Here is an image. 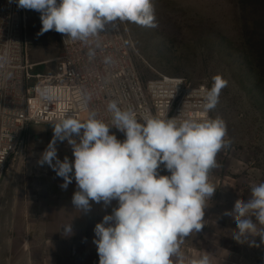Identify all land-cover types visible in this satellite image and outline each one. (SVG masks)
<instances>
[{"label":"clouds","instance_id":"clouds-1","mask_svg":"<svg viewBox=\"0 0 264 264\" xmlns=\"http://www.w3.org/2000/svg\"><path fill=\"white\" fill-rule=\"evenodd\" d=\"M18 8L40 13L38 35L55 30L64 43H88L110 22H131L156 27L152 0H15ZM89 56H95L89 49ZM105 62H111L106 57ZM204 94V110L219 103L227 81L212 78ZM52 99L49 90H41ZM91 99L86 95L82 107ZM111 124L89 111L86 119L65 114L52 124L53 137L38 164H47L67 189L73 180L77 190L74 209L91 210L92 203L117 206L94 227L99 264H212L205 252L187 259L181 251L184 239L202 230L208 202L216 191L209 173L219 167L218 153L230 146L223 118H161L147 113L139 119L132 109H122L117 100L107 104ZM111 128L124 134L119 140ZM78 138V139H77ZM72 148L74 159H59L57 143ZM169 174L162 175L161 167ZM250 197L237 199L225 211L236 223L232 238L259 247L264 244V182L250 185ZM253 217L255 219H253ZM64 234L72 233L71 223ZM260 238L257 244L255 237Z\"/></svg>","mask_w":264,"mask_h":264},{"label":"rangeland","instance_id":"rangeland-1","mask_svg":"<svg viewBox=\"0 0 264 264\" xmlns=\"http://www.w3.org/2000/svg\"><path fill=\"white\" fill-rule=\"evenodd\" d=\"M152 4L156 27L120 22L135 68L143 81L159 74L208 88L216 75L227 81L211 117L226 122L231 144L216 160L219 167L236 169L229 176L242 182L246 200L250 185L264 182V0H152ZM22 16L28 61L38 64L33 72H53L61 50L57 32L38 35L42 23L35 10L22 9ZM110 132L119 140L125 138L117 129ZM52 137V124H29L9 157L0 178L1 230L7 229L18 198L20 169L28 163L49 168L38 160ZM57 151L61 160L73 156L67 141L58 142Z\"/></svg>","mask_w":264,"mask_h":264},{"label":"built area","instance_id":"built-area-1","mask_svg":"<svg viewBox=\"0 0 264 264\" xmlns=\"http://www.w3.org/2000/svg\"><path fill=\"white\" fill-rule=\"evenodd\" d=\"M24 30L15 0H0V178L27 125L54 124L65 114L83 120L89 111L111 124V100L122 109L132 108L138 119L147 113L181 120L212 118L211 110L203 108L206 85L168 74L141 79L119 21L107 24L88 43H64L66 36L57 32L61 50L55 70L47 74L33 72L38 64L28 61ZM89 49L95 56H89ZM45 89L52 99L40 94ZM86 95L91 96L87 109L82 107Z\"/></svg>","mask_w":264,"mask_h":264},{"label":"crops","instance_id":"crops-1","mask_svg":"<svg viewBox=\"0 0 264 264\" xmlns=\"http://www.w3.org/2000/svg\"><path fill=\"white\" fill-rule=\"evenodd\" d=\"M234 170L217 167L210 171V183L217 189L204 210V227L181 245L187 259L207 252L212 264H264L260 238H254L259 247L238 243L232 238L234 219L223 214L233 209L237 199L245 200L242 182L229 176ZM19 172L18 198L12 203L7 229H0V264H99L94 227L117 201L109 206L91 202V210L80 213L72 204L75 180L62 189L63 179L50 167L28 163ZM161 174H169L163 166ZM70 223L72 233L65 235L63 228Z\"/></svg>","mask_w":264,"mask_h":264}]
</instances>
